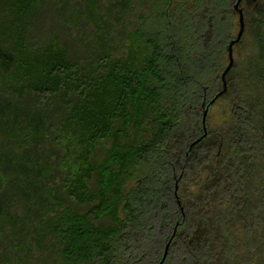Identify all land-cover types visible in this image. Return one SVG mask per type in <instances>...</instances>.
I'll use <instances>...</instances> for the list:
<instances>
[{
    "label": "trees",
    "instance_id": "1",
    "mask_svg": "<svg viewBox=\"0 0 264 264\" xmlns=\"http://www.w3.org/2000/svg\"><path fill=\"white\" fill-rule=\"evenodd\" d=\"M0 55V264H264V0H0Z\"/></svg>",
    "mask_w": 264,
    "mask_h": 264
},
{
    "label": "rangeland",
    "instance_id": "2",
    "mask_svg": "<svg viewBox=\"0 0 264 264\" xmlns=\"http://www.w3.org/2000/svg\"><path fill=\"white\" fill-rule=\"evenodd\" d=\"M49 1L53 2V4L58 7L60 1H62V0H49ZM246 6H247V4L245 2L241 3L242 8H247ZM50 19H48L49 24L51 21ZM48 21H46L47 24H48ZM238 32H239V26H238V22H237V25H236V28L234 31V35L237 36ZM245 34H246V30L244 29L243 36ZM245 55H246V40L244 43H242V46H237V47L233 48V59L235 62L236 70H237V68L239 69L242 67V63H243ZM228 64H229V59L226 60V66H228ZM1 65H2V62H1V55H0V66ZM230 78L233 79L234 75L230 76ZM2 100L3 99L1 98L0 106L2 104L1 103ZM231 101H232L231 95H227V96H224V97H221L220 99H218L216 101V103L213 104V106L210 108L208 115H207V126L210 130L221 131L224 129L225 122H227L229 120ZM20 107L22 109H18V111H16L15 114L20 117V119L18 118L19 120H21L22 122H26V121H28L27 115L31 114V112H29V111H33V110H29L30 107L28 106L27 103L22 104V106H20ZM33 113H35V112H33ZM47 115L49 116V120H51V117H52L51 114L47 113ZM47 146H50L47 142L43 144V147H47ZM58 163L62 168L63 165L67 164L68 162L67 161L65 162L62 158H60L58 160ZM0 173L4 176L2 171H0ZM7 174H9L8 175L9 177H12V178L15 177L14 176L15 174H13V173H11V174L7 173ZM11 181L15 183L14 179L9 180V182H8L9 188L13 191V193L16 192L17 195L19 194V198H18V196L15 198L13 196V198H12L13 207H15L14 209H17V211H19V213L21 215H24L27 217V211L29 210V208H28L29 204L26 202V198L30 194L34 193L31 190L33 188V184L30 181L26 180L24 182V186H19V184L12 185ZM9 203L10 202L7 201V205H10ZM5 210H7V209L5 208ZM22 228H24V227L22 226ZM6 242L7 241L5 238L0 237V253L4 252V247L6 245Z\"/></svg>",
    "mask_w": 264,
    "mask_h": 264
},
{
    "label": "water",
    "instance_id": "3",
    "mask_svg": "<svg viewBox=\"0 0 264 264\" xmlns=\"http://www.w3.org/2000/svg\"><path fill=\"white\" fill-rule=\"evenodd\" d=\"M240 26H241V30H240V33L238 35V38L236 40V42H238L241 38H242V35L244 33V29H245V23H244V14H243V11H240ZM234 43L233 42L230 46V51H229V58H230V64L225 72V74L230 70L231 66L233 65V62H234V59H233V46H234ZM207 113L208 112H205L204 114V119H203V123H204V126L206 125V120H207ZM167 257V251L165 253V256H164V259L163 261L166 259Z\"/></svg>",
    "mask_w": 264,
    "mask_h": 264
}]
</instances>
